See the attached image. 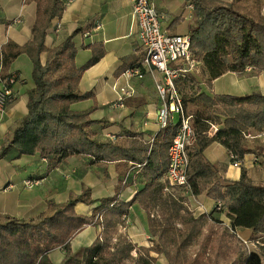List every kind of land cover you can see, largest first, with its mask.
Segmentation results:
<instances>
[{
    "label": "trees",
    "instance_id": "obj_1",
    "mask_svg": "<svg viewBox=\"0 0 264 264\" xmlns=\"http://www.w3.org/2000/svg\"><path fill=\"white\" fill-rule=\"evenodd\" d=\"M184 1L191 5L192 22L186 33L190 52L199 62L195 70L176 80L195 134V142L188 150V188L172 187L162 179L168 163L167 148L178 122L161 127L150 141L141 134L127 132L120 139L99 142L90 129L96 123L90 117L94 107L79 111L70 108L72 103L92 96L91 92L79 91L78 82L102 52L93 50L90 59L77 67L72 34L51 49L45 47L48 24L60 17L65 0H35L31 39L22 46L12 41L0 46L3 87L12 90L16 77L7 70L20 53L27 54L32 62L34 83L28 92L25 116L1 143L0 159L13 148L18 156L38 153L49 158L53 167L66 157L82 155L98 162L135 166L142 182L129 201L119 200L116 190L112 196L100 199L89 215L75 210L78 202L92 204L89 189L63 203L49 202L36 218L0 213V264H54L49 252L63 247L88 224L98 226L99 232L84 249L82 258H75L67 250L58 264H155L154 254H162L168 264H261L264 184L249 180L242 159L245 154L254 153L264 161V144H249V138L264 133V94H209L200 84L211 92L212 81L226 72L242 73L246 67L256 74L264 71L262 1L249 0L256 6L255 16L236 7L245 0ZM44 51L47 56L42 62L40 55ZM200 69L202 81L196 79ZM211 125L216 126L215 131H210ZM214 142L230 153L231 161L238 162L237 180L219 176L217 168L205 159L203 151ZM203 192L215 200L213 211L226 210L228 227L218 231V219L208 214L193 215L185 195ZM134 203L147 212L151 236L148 246L132 242L120 231L127 224L128 210ZM236 228L251 229L254 236L250 241L262 243L257 245L260 251L243 250ZM193 244L197 249L189 255L186 249Z\"/></svg>",
    "mask_w": 264,
    "mask_h": 264
},
{
    "label": "crops",
    "instance_id": "obj_2",
    "mask_svg": "<svg viewBox=\"0 0 264 264\" xmlns=\"http://www.w3.org/2000/svg\"><path fill=\"white\" fill-rule=\"evenodd\" d=\"M153 1L166 17L162 22L163 28L171 33H187L192 22L190 4L184 0ZM261 1V13L264 14V0ZM185 11L187 14H184ZM35 12V0H0V46H4L7 41L19 46L29 41ZM175 18L180 20L173 21ZM182 19L187 21L181 29L179 24ZM71 34L77 67L90 59L93 50H96L95 53L101 51L102 54L83 71L78 82V90L91 92L92 96L72 103L70 108L79 111L94 107L90 117L96 123L90 129L99 142L120 139L127 132L141 134L144 140L150 141L160 129L155 119L160 105L155 83L162 79V75L142 63L144 49L138 39V26L132 16L131 1L65 0L60 17L53 18L48 24L44 45L51 49ZM46 56V51L41 53L42 62ZM131 67H139L142 77L127 78L124 71ZM31 70L32 62L25 53H20L12 60L7 70L16 77V81L12 85V99L0 110V146L4 137L10 135L27 112L28 92L34 86ZM200 85L209 94H264V71L256 74L246 67L242 73L226 72L212 81L211 92L202 82ZM3 86L0 81V89ZM125 86H129L133 93L124 97L122 105L117 106L115 102L120 95L119 88ZM260 144H264V133L251 143L252 146ZM203 154L217 168L219 176L230 181L239 178V164L231 161L230 153L221 144H210ZM128 166L120 162L103 163L88 156L72 155L52 167L49 158L44 159L38 153L18 156L12 148L0 159V213L17 218H36L46 210L49 202L63 203L70 197L80 195L85 189H89L93 202L76 203L75 210L79 214L89 215L100 204V199L112 196L116 190L119 200L129 201L142 187V182L137 167ZM242 166L246 168L252 183L264 184V161L260 156L245 154ZM26 179H37L39 182L26 187ZM162 179L165 180L164 175ZM185 198L193 215L208 214L218 219L223 227L230 225L226 210L213 211L215 200L205 192L196 196L186 193ZM120 231L138 245L151 244L147 212L137 203L129 207L127 224ZM235 231L241 241L254 236L249 228H236ZM98 232V226L85 225L63 247L50 251V260L58 264L67 250L75 258H82L84 249L94 241ZM154 255L155 264H168L162 254ZM262 261L264 255L261 264Z\"/></svg>",
    "mask_w": 264,
    "mask_h": 264
},
{
    "label": "built area",
    "instance_id": "obj_3",
    "mask_svg": "<svg viewBox=\"0 0 264 264\" xmlns=\"http://www.w3.org/2000/svg\"><path fill=\"white\" fill-rule=\"evenodd\" d=\"M132 16L138 26V39L144 49L142 63L158 71L162 79L155 83V90L160 101L155 119L159 127L173 123L174 114L179 115L178 127L167 148L168 163L164 178L168 185L188 188L186 167L188 150L195 142V134L191 125V115L186 114L182 97L178 92L176 80L196 69L199 62L190 52V40L187 34L171 33L162 27L165 15L158 10L153 0H130ZM127 78H141L139 67H131L124 71ZM12 79L10 80V82ZM120 95L115 104L121 106L124 97L133 93L129 86L120 87ZM12 90L0 89V109L12 98ZM216 126L211 125L210 131ZM236 165L238 162H234ZM37 179H26L24 184L34 186ZM219 203H217V208ZM261 245L259 241L250 243Z\"/></svg>",
    "mask_w": 264,
    "mask_h": 264
},
{
    "label": "rangeland",
    "instance_id": "obj_4",
    "mask_svg": "<svg viewBox=\"0 0 264 264\" xmlns=\"http://www.w3.org/2000/svg\"><path fill=\"white\" fill-rule=\"evenodd\" d=\"M236 7L239 9V10H242V11H246L248 14L252 15V16H255V9H256V6L255 4L253 5L251 1L249 0H245L243 1L242 3H237L236 4ZM253 10V11H251ZM184 14H187V11L184 12ZM182 22L179 24L180 25V28H184L185 24L186 23V19H182L181 20ZM184 24V25H183ZM196 79L197 80H200L202 81V79H204V75L201 73V69L199 70V72L196 74ZM12 82V81H11ZM181 82V81H180ZM179 82V83H180ZM12 92V91H11ZM12 97H13V94H12ZM9 103V102H8ZM8 103L6 105H8ZM6 105L4 107H6ZM3 107V108H4ZM3 108H1L0 110H2ZM186 108H188V106H186ZM179 120V115L177 113L174 114V117H173V121L176 123L178 122ZM252 140H254V138H249V144L252 143ZM26 187H32V186H27L25 185ZM172 187H175V186H172ZM173 190V189H172ZM171 190V191H172ZM218 226V231L224 229V227L222 225H216ZM121 230V228H120ZM262 237H264V235H262ZM260 240L262 241V238H260ZM234 242H237V241H234ZM242 243V248L243 250H249V251H260L258 246H253L252 244L250 243H253V241H250V240H244L241 242ZM237 244V243H236ZM197 249V245L196 244H193L191 246H189L187 249H186V252L187 254L189 255H192L193 252H195ZM231 254V252H228V254ZM228 259L230 260L231 259V256L228 255ZM219 262H222V258L219 259ZM262 264H264V261H262Z\"/></svg>",
    "mask_w": 264,
    "mask_h": 264
}]
</instances>
